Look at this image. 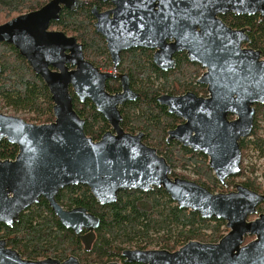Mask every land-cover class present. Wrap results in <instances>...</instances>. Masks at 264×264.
<instances>
[{"label": "water", "instance_id": "obj_1", "mask_svg": "<svg viewBox=\"0 0 264 264\" xmlns=\"http://www.w3.org/2000/svg\"><path fill=\"white\" fill-rule=\"evenodd\" d=\"M114 8H92L95 28L105 37L115 64L121 52L135 47L156 49L154 61L168 70L176 66L173 55L186 51L191 61L207 71L208 98L187 92L158 96L168 112L184 123L169 131L186 147L210 156L217 179L242 171L240 140L254 126L255 103L264 104V59L261 50L243 48L250 41L248 28H233L221 17L227 13L259 14L264 0H102ZM87 0H49L36 10L0 24V42L13 44L39 74L52 95L55 119L34 123L0 111V141L18 146L14 159H0V223L13 226L20 215L48 200L59 221L80 235L87 250L96 238L101 219L84 206L66 208L57 200L61 189L87 185L102 204L117 201L120 191L163 188L183 209L203 218L224 219L229 231L218 242L189 241L175 251L126 249L129 262L143 264H264V214L254 220L261 194L237 183L230 192L214 193L195 180L172 176L173 168L157 148L147 145L142 133L126 132L119 106L139 96L121 75L123 90L107 91V79L86 59L83 45L63 31L49 30L64 8L77 10ZM162 60H165L163 66ZM2 66L0 65V73ZM90 99L113 126L95 140L85 132V119L74 108L73 94ZM236 118L230 120L229 116ZM87 230L88 234L81 235ZM248 236L254 237L246 241ZM0 264H82L75 256L26 259L0 239ZM109 264H120L112 262Z\"/></svg>", "mask_w": 264, "mask_h": 264}, {"label": "trees", "instance_id": "obj_2", "mask_svg": "<svg viewBox=\"0 0 264 264\" xmlns=\"http://www.w3.org/2000/svg\"><path fill=\"white\" fill-rule=\"evenodd\" d=\"M48 1L0 0V23L39 9ZM94 3L96 0H87L77 10L64 8L60 19L51 22V28L75 35L83 43L84 53L90 60L104 55L109 57L105 39L95 28L91 9ZM221 17L233 27H250L251 43L248 45L264 52V18L258 21L256 17L235 13ZM125 55L140 96L124 104V124H132L135 131L138 126L150 135L144 142L158 148L159 154L172 166V176L194 179L209 189L218 185L206 156L192 153L179 143L166 142L167 131L174 127L177 120L157 100L161 89L156 88L154 76L160 69L151 61L145 63L146 53L131 50ZM0 65V111L22 113L25 120L38 124L54 121V101L49 87L13 44L0 42ZM193 66L186 58L179 60L177 68L167 72L171 84L164 91L170 88L174 92L178 90L174 80L179 79L183 84L196 80L199 71L193 75ZM72 94L75 110L85 119L86 134L95 140L100 139L109 127L107 120L91 102L82 103L73 91ZM241 142L243 156L251 148L259 151L260 155L264 154L261 137L243 138ZM18 151L17 145L7 140L0 141V159H14ZM256 170L255 166L246 170L242 164L238 177L247 187L259 192L262 188L257 187L258 174H253ZM194 172L198 177L190 176ZM57 200L66 208L84 206L101 219L90 250L84 248L75 232L63 226L44 197L25 210L13 226L0 223V236L7 237L8 246L28 259L52 257L65 260L73 255L82 264H104L119 259L127 247H161L174 251L189 241L218 242L228 232L224 219H207L196 211L180 208L163 188L158 187L150 191L123 190L116 202L102 205L87 185H70L59 191ZM261 206L264 207V203ZM252 238L248 236L246 241Z\"/></svg>", "mask_w": 264, "mask_h": 264}, {"label": "flooded vegetation", "instance_id": "obj_3", "mask_svg": "<svg viewBox=\"0 0 264 264\" xmlns=\"http://www.w3.org/2000/svg\"><path fill=\"white\" fill-rule=\"evenodd\" d=\"M94 6H97L98 9L100 11H106V10H110L112 8H114V5L110 2V1H102V0H96V3H94L92 6H91V9L94 7ZM228 14V13H227ZM237 15V14H236ZM243 15H248V14H241V16ZM240 16V15H239ZM248 16H253V17H256V19L261 20L260 19V15L257 13V14H253V15H248ZM95 21H96V18H95ZM2 24V23H0ZM228 24V23H227ZM229 25V24H228ZM231 26V25H229ZM233 27V26H231ZM233 28H237V29H240V28H248L247 30V33L250 37V27L248 26H243V27H233ZM49 30H52V31H63V30H60V29H55V28H51V24H50V28ZM64 32V31H63ZM68 35V34H67ZM70 36H74L76 37L75 35H70ZM104 37V36H103ZM77 38V37H76ZM105 39V37H104ZM78 40V39H77ZM79 42V41H78ZM106 42V40H105ZM80 43V42H79ZM251 43V37H250V41L247 42V43H244L242 45L243 48H252L254 50H261V49H257V48H254L248 44ZM83 45V43H81ZM106 46H107V43H106ZM83 49H84V45H83ZM108 49V48H107ZM149 49V50H147ZM131 50H134V51H137L138 53H141V54H144L146 53L147 54V60L145 63L151 61L152 63H154L156 65V67L158 69H160V72L158 71V73H160V75L158 73H156V76L155 77V86L156 88H160L161 89V93L158 95H163V94H167V95H173V96H180V95H183L187 92H192V93H195L198 97H202V98H208L209 95H210V92H209V89H208V84L207 83H204V82H201V78L203 77V74L207 71V68H204L200 63L196 62V61H191L188 57V54L186 51H182V52H176L173 57L175 58L176 60V66L174 68H169L168 70H165L163 68H161L160 66H158L156 64V62L154 61V54H155V51L156 49H152V48H146V47H135V48H131V49H128V50H124L121 52V59L120 61L117 63V65L115 64L114 62V59L112 58L111 54L109 53V57L107 58L106 55L104 56H98L97 58L95 57L94 60H90L86 57V59H88L90 62H92L96 67H98L102 72H108V73H112L114 74L115 76H111L110 78L107 79L106 83H107V91L110 93V94H116L118 92H121L123 90V81H122V77L121 75H126L128 76V83H129V86L130 88L139 94L140 96V92L138 91V85L136 83V81L134 80V78L132 77L131 75V70H130V67L127 66L128 63H127V56L125 55L124 56V53L127 52V51H131ZM109 52V50H108ZM262 54H261V57L260 59H264V52L261 50ZM85 54V53H84ZM127 54V53H126ZM188 59L189 60V63L191 62L193 65V69L191 70L193 75H195V73L197 71H199V76L197 77L196 80L194 81H191L189 84H183L181 80H174V83L176 85H178V90L176 92L173 91V88H170L168 91H164L166 88H169V85L171 84V81L169 80V75L167 74V72H169L170 70H173V69H176L177 66H178V63H179V60L181 59ZM150 62V63H151ZM162 64L163 66L166 64L165 63V60H162ZM198 65V66H197ZM138 96V97H139ZM157 96V98H158ZM137 97V98H138ZM78 98V97H77ZM79 99V98H78ZM136 100V99H135ZM135 100H129V101H135ZM87 101L91 102L93 104V102L90 100V99H86L85 101H81L82 103H86ZM129 101H126L125 103L129 102ZM121 104L119 106V109H120V112L122 114V117H123V120L121 121L120 125L121 127L128 133H132V134H138V133H142L143 136H142V139L143 141L146 139L148 140L147 136H150V135H147V132L143 129H140V127L136 126V131H135V128L132 127V124L131 125H125L124 124V121H125V117H124V111H126V109L123 110V106L124 104ZM94 105V104H93ZM167 107V106H166ZM254 107H255V114H254V126H253V129L251 131V134L246 137V138H250V139H254L256 137H261L262 140H264V104L262 103H255L254 104ZM96 108V107H95ZM168 109V108H167ZM100 113V112H99ZM174 115V114H173ZM104 117V116H103ZM177 120L176 124L174 125V127L170 128L168 131H167V138H166V142L167 143H179L181 144L182 146H184L182 143H180L179 141L175 140V139H172V140H168V136H169V131L172 130V129H175L177 128L178 125L182 124L185 122V120L181 117H178V116H174ZM105 118V117H104ZM236 118V116L234 115H230L229 116V119L230 120H234ZM84 119V118H83ZM106 119V118H105ZM107 120V119H106ZM108 124H109V127L106 128V130L103 132V134H105L106 132H108L109 130H112L113 129V126L110 124V122L107 120ZM139 128V129H138ZM257 133V134H256ZM102 134V136H103ZM101 136V137H102ZM242 140V139H241ZM240 140V147L242 148V142ZM148 145V144H147ZM150 146V145H149ZM154 147V146H152ZM186 147V146H184ZM156 148V147H155ZM188 149L191 150L192 153H195V154H202L204 156H206V159H207V164L209 166V168L212 170L216 180L218 181V185H216L215 187L213 186V188L211 187V189H209L211 192H214V193H224V192H230V191H233L236 189V184L237 183H241L243 185H245L243 182H241L240 180L238 181L237 179L239 178L238 175L237 176H233L229 179L226 180V183L224 184V182H220L215 173H214V170L210 167V156L205 154L204 152L202 151H196L190 147H186ZM158 150V148H157ZM242 150V149H241ZM259 152V151H258ZM159 153V152H158ZM243 163V162H242ZM256 167V165H255ZM193 174V173H192ZM196 177L197 174L194 172L193 174ZM233 178H235V180H233ZM194 180V179H192ZM196 181V180H195ZM258 189H261L259 190V193L261 194H264V183L262 184V180L259 178L258 176ZM198 182V181H196ZM232 182V184H231ZM199 183V182H198ZM201 184V183H199ZM202 185V184H201ZM204 186V185H203ZM246 186V185H245ZM121 192V191H120ZM264 203L261 202L258 207H257V213L251 215L249 217V220H254L256 219L257 217H259L261 214H264V207H262L261 205ZM73 208V207H72ZM212 219V218H211ZM217 219V218H216ZM226 221V220H225ZM72 230V229H70ZM98 230V229H97ZM96 230V231H97ZM73 231V230H72ZM95 231V232H96ZM229 231V229H228ZM74 232V231H73ZM88 234V231L87 230H84L82 231L81 235H86ZM82 244L84 245V248L86 249L85 247V244L84 242L82 241L80 235L76 234ZM254 238V237H253ZM252 238V239H253ZM0 239H6L7 242H8V239L7 237L5 236H0ZM251 239V240H252ZM96 240V238H95ZM94 240V242H95ZM198 241V240H197ZM249 241V240H248ZM93 242V244H94ZM203 242V241H201ZM92 244V246H93ZM10 247V246H9ZM12 248V247H11ZM92 248V247H91ZM14 249V248H13ZM126 249H140V250H151V249H165V250H169V249H166V248H161V247H152V248H140V247H127L125 248L122 253H121V256L119 259L117 260H110V261H107L106 263L104 264H109V263H112V262H118L120 264H137L138 262H129L127 261V259L123 256V252L126 250ZM87 250V249H86ZM18 251V250H17ZM171 251V250H169ZM175 251V250H174ZM73 256V255H71ZM70 257V256H69ZM68 257V258H69ZM76 257V256H75ZM26 259H28L27 257H24ZM49 258H52V257H49ZM78 258V257H77ZM41 259H44V258H41ZM56 259V258H54ZM79 259V258H78ZM59 260V259H58ZM66 260V259H65ZM60 261H64V260H60ZM93 264H101V263H93ZM138 264H143V263H138Z\"/></svg>", "mask_w": 264, "mask_h": 264}, {"label": "rangeland", "instance_id": "obj_4", "mask_svg": "<svg viewBox=\"0 0 264 264\" xmlns=\"http://www.w3.org/2000/svg\"><path fill=\"white\" fill-rule=\"evenodd\" d=\"M1 112L7 113V114H13V115H19L24 116L22 113L14 114L10 111L3 110ZM245 165L246 170H249L251 167L256 165V172L253 173L254 176H259V178L262 180V184L264 183V154L260 155L258 151H255L253 148H251L247 154L243 156V163ZM241 174V173H240ZM190 176L192 178H195V176L190 173ZM241 177H239L237 180L239 181Z\"/></svg>", "mask_w": 264, "mask_h": 264}]
</instances>
